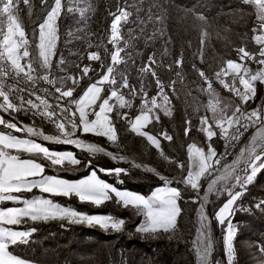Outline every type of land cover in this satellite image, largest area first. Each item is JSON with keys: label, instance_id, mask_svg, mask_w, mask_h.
Listing matches in <instances>:
<instances>
[{"label": "snow or ice", "instance_id": "6c2138e0", "mask_svg": "<svg viewBox=\"0 0 264 264\" xmlns=\"http://www.w3.org/2000/svg\"><path fill=\"white\" fill-rule=\"evenodd\" d=\"M21 3L26 6L28 15L31 16L34 6L32 0H0V113L11 116L21 111L31 112L53 124L57 134L48 135L39 128L13 122L11 119L6 120L4 115H0V126L4 129L0 130V205L4 202H12L16 205L13 207L0 206V264H29L14 255L9 248L18 242L27 243L28 238L36 229L17 230L13 226L48 220L98 225L105 230L114 231H120L124 226L122 218L118 219L111 215H89L61 205L51 198L56 196L65 198L75 196L79 201L95 206H100L115 198L117 203L123 207L130 206L143 215L144 222L137 227L138 232L156 234L160 231H174L181 212L178 204L181 191L171 186L172 180L160 176L159 178L164 181V186L156 188L150 196L145 197L142 194L118 189L101 179L96 170H92L89 175L78 180L49 175L45 172V164L39 162L40 160L47 161L51 167L59 166L61 170H71L70 168L64 169L65 163L73 166L78 165L80 160L71 151L62 152L50 149L35 138L54 144L75 145L78 149L89 153L103 151L95 144L85 143L74 137L79 131L103 136L115 143L118 139L112 118L115 110L119 118L128 122L132 132L146 138L165 160L177 163V167L184 170L185 165L182 162L171 161L161 149L160 138L171 142L173 137L166 130L157 135L145 130L154 121L159 122L160 112L166 116L172 115L171 98L166 88L175 95L176 81L171 80L165 85L156 69L163 66L171 71L173 65L179 68L183 64V53L172 63L166 65L162 59H157L155 52L151 53L147 60L138 67L139 87L130 84L128 74L120 70L119 66L127 65L131 60V54L126 50L129 41L135 37L131 36L132 30L129 29V40H125L122 27L129 22L132 13L128 10L127 0H124L123 4L118 0L116 11L109 10L112 19L106 35L100 38L101 43L96 45L91 43L90 38L94 34L85 33L84 36L78 37L89 39L88 49L96 48L95 51H87L86 58L99 63L98 78L93 80L88 77L90 72L95 71L91 65H77L80 68L78 75L69 73L65 76H53V59L56 57L59 40V21L62 16L69 14H79L81 20H86V13L94 11L91 0H84L83 7H81V0H40L43 18L33 29V37H38L34 51H30L33 46L30 44L29 36L19 17ZM240 3L249 5L254 10L256 19L250 30L252 33L250 39L257 46V51H249L242 43L239 48L235 49L238 59H227L211 77L206 75L204 70L193 65V69L206 85V87H199L198 91L205 93L209 98L204 107L211 115L205 114L199 117V130L205 133L208 150L205 152L204 147L197 146L195 143L188 145L189 163L186 174L179 182L198 194L201 180L213 177L207 185L205 195L203 197L197 195V199L200 200L199 229L198 243L194 250L199 264H212L211 220L205 211L208 195L215 193L217 197L227 196L214 216L221 226H226L224 236L226 264H233L236 255L233 243L236 226L230 218L238 207L237 201L245 194L247 187L253 183L258 173L264 171V104L257 105L251 111L244 107L249 101L255 100L257 82L264 84V0H240ZM187 11L192 13L195 21L200 22L194 27H199L200 51L198 55L203 62V49L209 38L208 30L204 25H207L208 21L202 13L194 9ZM147 13V21L154 20L161 27L153 29L152 33L145 38L146 43L157 36L166 35L164 26L166 10L163 13L154 14L149 8ZM140 23L144 24L145 21L142 20ZM77 31L83 32L82 29ZM68 35L71 36L72 33L69 32ZM247 39L249 37L245 33L242 40ZM165 43H171L170 36ZM109 44L112 45L111 50L108 48ZM101 48L104 52L103 57ZM164 52L165 54L168 52L166 47ZM122 53H124L123 56ZM248 62L257 64V69L253 71ZM63 65L64 58L61 56L57 60L56 67L63 72L65 71ZM148 75L152 77L157 88L156 94L151 97L148 95L149 85L144 79ZM176 75L181 77V72L177 71ZM85 77L92 82L81 90L78 97H74L73 94L79 87L80 80ZM9 79L13 83L9 84ZM213 81L218 82L223 89L231 93L232 98L225 102L213 87ZM41 82L50 85L51 90L38 88ZM22 84L26 87H21ZM50 96L54 97L55 104L49 102L48 97ZM137 97L140 99L138 114L130 117L127 112L120 111L126 108L131 109ZM237 100L238 103L234 102ZM250 128L255 129V132L250 137L249 143L241 149L236 159L221 171L217 166L227 154V149L238 142ZM190 131L191 120H186L185 135L187 136ZM218 133L225 140L226 148L225 154L219 156L212 147V138ZM113 159L124 158L113 157ZM149 170L155 171L154 169ZM99 171L116 176L121 173L126 174V170L121 168L100 169ZM34 189L39 190L42 195L32 198L22 195L32 193ZM255 207L264 209V200L259 201ZM258 248L264 253V245H259Z\"/></svg>", "mask_w": 264, "mask_h": 264}, {"label": "trees", "instance_id": "16d2710c", "mask_svg": "<svg viewBox=\"0 0 264 264\" xmlns=\"http://www.w3.org/2000/svg\"><path fill=\"white\" fill-rule=\"evenodd\" d=\"M32 3L34 6L31 16L28 15V9L23 3L19 6V13L33 46L31 50L34 51L38 37H33L32 33L43 18V10L40 0H32ZM91 3L94 11L86 13V20H81L79 14L61 17L58 57L63 56L64 58L63 68L65 71L62 72L63 74L78 75L80 68L77 65H91L95 71L90 72L88 77L94 80L100 73L99 63L89 61L86 58V53L95 51L96 48L88 49L89 39L78 37L84 36L85 33L94 34L90 38L91 43L93 45L101 43L100 38L106 35V30L112 19L109 10L116 11L118 0H91ZM119 3L123 4L124 0H119ZM127 3L128 10L132 15L129 22L123 25L122 35L125 40H129V29H131V36L135 38L129 41L126 50L131 54V60L127 65L121 64L119 68L128 74L130 84L139 87L138 67L147 60L151 53L155 52L157 59H162L165 65L172 63L183 53V64L179 68L173 65L171 71L163 66L156 69L165 85L171 80L176 81V94L173 95L166 88L171 98L172 115L166 116L160 112L159 122L154 121L149 124L146 131L157 135L166 130L173 139L169 142L160 138L161 149L171 161L182 162L185 169L177 167V163L165 160L159 151L148 143L146 138L132 132L128 122L119 118L115 110L112 113L118 136L115 143L109 142L105 137L79 131L75 137L93 140L109 150L127 154L133 160L149 164L165 175L183 177L189 163L188 145L195 143L200 147H205L208 143L205 133L199 130L201 113L197 110L195 100L188 90L189 87H194L202 82L193 69V65L195 64L197 68L204 70L206 75L211 77L223 65L224 61L238 59L235 49L239 48L242 43L247 46L249 51L256 52L257 46L250 39L252 35L250 30L256 19L255 13L251 6L242 5L240 0H127ZM83 6L84 0H81V7ZM149 8L154 14L163 13L166 10L164 25L166 35L164 37L157 36L146 43L145 38L152 33L153 29L161 27L154 20L147 21ZM189 9L202 13L208 21L207 25H204L208 30L209 38L203 49V62L198 55L200 51L199 27H194L200 22L194 20L192 13L187 11ZM142 20L145 21L144 24L140 23ZM78 29H82L83 32L77 31ZM69 32L72 33L71 36L68 35ZM245 33L248 34L249 39L242 40ZM169 36L171 43L166 44L165 41ZM165 47L168 49L166 54ZM108 48L111 50L112 45L109 44ZM100 51L103 57V48ZM123 55L124 53H122ZM177 71L181 72V77H177ZM88 77L80 80L79 87L73 94L74 97L78 96L81 90L92 82ZM144 79L145 83L149 85L148 95L156 93L157 88L152 77L148 75ZM9 80L13 82L11 79ZM47 86L51 88L50 85ZM256 87V98L249 101V106L264 104V84L257 82ZM139 105L140 99L137 97L131 109L126 108L120 111L127 112L132 117L138 114ZM13 115L21 121L43 129L48 134H57L54 125L39 115L23 111ZM5 118L11 117L5 115ZM186 120H191V131L187 136L185 135ZM248 134L247 131L240 140H243ZM39 141L56 151H71L80 160L78 165L63 166L64 169L70 168L71 170H61L59 166L51 167L47 161L40 160L45 164L46 174L75 180L96 170L101 178L116 187L132 190L145 196L150 195L155 188L164 185V181L158 176L132 168L131 163L115 161L104 154L89 153L65 144H54L41 139ZM212 146L216 149L218 156L225 154V140L220 137L219 133L212 138ZM237 148L238 143L235 142L233 147L227 149V154L217 166L219 169L234 157ZM115 168L125 169L126 174L121 173L116 176L99 171L100 169ZM211 178L206 177L201 180V191L204 190ZM171 185L181 191L179 200L181 212L178 216L177 227L172 232L160 231L156 234L138 232L136 229L143 221V215L130 206L123 207L117 203L115 198L100 206H95L91 203L81 202L75 196L71 198L56 196L51 198L78 211L122 218L125 221L124 226L122 230L114 231L112 229L105 230L98 225L71 224L64 220L27 222L13 227L20 230L35 228L36 231L28 238L27 243L18 242L16 245L10 246L9 250L14 255L36 264H199L194 250L197 232V194L190 187H185L178 181L173 180ZM22 195L29 197L42 194L35 189L32 193H23ZM43 195L47 196V194ZM226 199V195L217 197L215 193H212L208 203V209L214 218L216 228V251L213 256V264H217L220 258L225 257L224 230L215 219L214 214ZM261 200H264V171L258 173L253 183L247 187L245 194L237 201L238 207L232 216V222L236 226L233 241L236 250L234 264H264V253L260 252L258 248L259 245H264V209L255 207Z\"/></svg>", "mask_w": 264, "mask_h": 264}, {"label": "rangeland", "instance_id": "374dc122", "mask_svg": "<svg viewBox=\"0 0 264 264\" xmlns=\"http://www.w3.org/2000/svg\"><path fill=\"white\" fill-rule=\"evenodd\" d=\"M19 17H20V20H21V22H22V25H23V27H24V23H23V20H22V18H21V16H20V13H19ZM24 30H25V27H24ZM25 32H26V30H25ZM27 33V32H26ZM28 34V33H27ZM28 36H29V34H28ZM30 40V39H29ZM59 41V40H58ZM37 43H38V41H37ZM36 43V44H37ZM30 44L32 45V43H31V41H30ZM30 51H33V50H31V48H30ZM59 59V57H58V42H57V47H56V57L53 59V68H52V75L53 76H57V77H59V76H65V75H67V74H63L57 67H56V64H57V60ZM249 63V66L253 69V71H255L256 69H257V67H258V65L257 64H255V63H252V62H248ZM8 83L9 84H11V83H13V82H11L10 80H8ZM41 83H43V82H41ZM40 83V84H41ZM44 84V83H43ZM201 86H203V87H206V85H204L203 84V82H200V83H198L197 85H195L194 87H189L188 88V90H189V92L191 93V96H192V98L195 100V103H196V105H197V109H198V111L201 113V116H203V115H205V114H207V115H211V113L210 112H206V109H205V105L207 104V102H208V96L205 94V93H203V92H201V91H198V88L199 87H201ZM21 87H26V86H23V85H21ZM213 87L217 90V92H219V94H220V96L225 100V102H227V100H229V99H231L232 98V94L231 93H229L228 91H226L225 89H223V87L218 83V82H215V81H213ZM196 91H197V93H196ZM156 93H154V94H152V95H149V97H151V96H153V95H155ZM52 101V100H51ZM253 101V100H252ZM159 102V101H158ZM234 102H236V103H238L239 101L237 100V101H234ZM248 104H249V102H248ZM245 105L244 107L248 110V111H251L252 109H255L257 106L256 105H253V106H249V105ZM251 130L250 131H248V133L250 134L251 132H253L255 129H253V128H250ZM152 134V133H151ZM248 134V135H249ZM154 135V134H153ZM247 137V136H246ZM245 137V138H246ZM74 138H81V137H74ZM244 138V139H245ZM83 139V138H82ZM85 140H87V139H85ZM89 141H93V140H89ZM243 140H239L238 142H236V143H238V146L241 144V142H242ZM95 142V141H94ZM96 143H98V142H96ZM99 145H101L100 143H98ZM101 146H103V145H101ZM104 147V146H103ZM104 148H106V147H104ZM107 149V148H106ZM238 149V148H237ZM109 150V149H108ZM109 151H112V150H109ZM112 152H114V151H112ZM115 153H118V154H124V153H120V152H115ZM125 155H127V154H125ZM233 159V158H232ZM231 159V160H232ZM115 161H120V160H117V159H114ZM230 160V161H231ZM229 161V162H230ZM120 162H126V161H123V160H121ZM137 162H139V161H137ZM228 162V163H229ZM126 163H131V162H126ZM227 164V163H226ZM225 164V165H226ZM149 165V164H148ZM224 165V166H225ZM65 166H67V164H65ZM223 166V167H224ZM131 167L132 168H135V169H137V170H139V171H143L144 172V170H141V169H139L136 165H134L133 163H131ZM222 167V168H223ZM221 168V169H222ZM156 169V168H155ZM220 169V170H221ZM156 170H158V169H156ZM146 171V170H145ZM217 174V173H216ZM175 176H177V175H175ZM178 177V176H177ZM179 179H181L182 177H178ZM176 181V180H175ZM164 185H162V187H163ZM172 187H174L173 185H171ZM218 187H219V185H218ZM126 190V189H125ZM128 190V189H127ZM205 190V189H204ZM204 190L203 191H201L200 189H199V194L200 193H203L204 192ZM129 191V190H128ZM132 191V190H131ZM195 191V190H194ZM133 192V191H132ZM135 192V191H134ZM135 193H138V192H135ZM138 194H141V193H138ZM152 194V193H151ZM150 194V195H151ZM143 195V194H142ZM150 195H148V196H150ZM211 195H212V193H211ZM145 196V195H144ZM148 196H145V197H148ZM211 197V196H210ZM209 201H210V199H209ZM199 203H200V200H198V207H197V210H196V220H197V232H196V246H197V234H198V208H199ZM178 204H179V201H178ZM179 207H180V204H179ZM181 209V208H180ZM208 213H209V215H208V217H209V219L211 220V225H210V231H211V234H212V236H213V239H214V241H216V228H215V226H214V218L212 217V215H210V212H209V209H208ZM115 218H117V217H115ZM118 219H120V218H118ZM231 219V221H232V217L230 218ZM177 220H178V218H177ZM125 222V221H124ZM144 222V218H143V221L141 222V224ZM233 223V222H232ZM227 224V221L225 222V225ZM222 228H223V230H224V236H225V234H226V226H222ZM218 262H219V264H226V251H225V257L224 258H220L219 260H218ZM233 264H234V262H233Z\"/></svg>", "mask_w": 264, "mask_h": 264}, {"label": "bare ground", "instance_id": "6f19581e", "mask_svg": "<svg viewBox=\"0 0 264 264\" xmlns=\"http://www.w3.org/2000/svg\"><path fill=\"white\" fill-rule=\"evenodd\" d=\"M23 125L34 126V125H32V124H30V123H26V122H25V123L23 122ZM34 127L39 128V127H37V126H34ZM39 129H41V128H39ZM41 130L43 131V129H41ZM43 132H44V131H43ZM254 132H255V130H254L253 132H251V133H250L245 139H243V141L241 142V144L238 146V149H237V151H236V153H235L233 159H232L229 163H227L226 165L231 164V163L236 159V157H237L238 154L240 153L241 149H242L246 144L249 143L250 137L253 135ZM44 133H45V134H48V133H46V132H44ZM48 135H52V134H48ZM74 139H75V138H74ZM79 139L83 140L85 143H92V144H95V145H97L98 147H100V148L103 149V151H100V152H97V153H106V154H108V155L111 156V157H123L124 159H118V160H123V161H126V162H128V161L131 160V157H129V156L125 155V154H118V153H115V152L109 151L108 149L104 148L103 146L99 145L98 143H96V142H94V141H89V140H85V139H82V138H79ZM74 146H75V145H74ZM131 163H133L134 165H136V166H137L139 169H141V170L150 171L149 169H154V170H155L154 172H156V173H158L159 175L162 176V174H160V173H159L154 167H152L151 165H144V164H142V163H138L137 161H132ZM226 165H225V166H226ZM225 166H224V167H225ZM224 167H223V168H224ZM223 168L221 169V171H223ZM151 172H153V171H151ZM217 175H219V173H217ZM212 178H213V177H212ZM212 178H211V179H212ZM211 179H210V180H211ZM207 185H208V184H207ZM206 189H207V186H206L204 192L199 194V197H203V196L205 195ZM210 196H211V194L208 195V202H207L206 205H205V211H206V214H207V215H209V213H208V203H209ZM199 207H200V203H199ZM198 210H199V208H198ZM198 229H199V221H198ZM211 239H212V242H213V249H214V239H213L212 234H211ZM197 243H198V234H197ZM212 255H213V251H212V254H211V262H212Z\"/></svg>", "mask_w": 264, "mask_h": 264}, {"label": "crops", "instance_id": "0c3cea01", "mask_svg": "<svg viewBox=\"0 0 264 264\" xmlns=\"http://www.w3.org/2000/svg\"><path fill=\"white\" fill-rule=\"evenodd\" d=\"M91 83V82H90ZM88 85V84H87ZM24 86V85H23ZM81 94V93H80ZM79 94V95H80ZM103 94V93H102ZM78 95V96H79ZM78 96H76V97H78ZM50 102H52L53 104H55V102H53V101H51V100H49ZM73 111L75 110V107L73 106V109H72ZM0 115H4V118H5V115H8V114H4V113H0ZM9 117H11V118H5L6 120L7 119H11V120H13V122H19V118L17 117V116H15V115H8ZM90 118H92V117H90ZM21 121V120H20ZM24 122V121H23ZM25 123V122H24ZM0 130H4V129H2V126H0ZM146 130V129H145ZM16 135H21V136H23V135H25V134H23V133H15ZM85 134H90V135H94V134H92V133H85ZM153 134V133H152ZM97 136V135H96ZM103 137V136H102ZM106 138V137H105ZM35 139H38V142H40L39 141V138H35ZM107 139V138H106ZM42 140V139H41ZM109 141V140H108ZM109 142H111V141H109ZM51 143V142H50ZM111 143H113V142H111ZM198 146V145H197ZM213 147V146H212ZM214 148V147H213ZM204 149H205V152H207V146H205L204 147ZM215 149V148H214ZM216 150V149H215ZM64 151H68V150H64ZM63 152V151H62ZM216 153H217V151H216ZM95 154H98V153H95ZM99 154H102V153H99ZM130 157V156H129ZM136 161V160H135ZM40 162V161H39ZM140 163H142V162H140ZM65 164H67V163H65ZM142 164H144V163H142ZM68 165V164H67ZM90 174V173H89ZM88 174V175H89ZM50 175V174H49ZM97 175L99 176V174L97 173ZM61 177V176H60ZM100 177V176H99ZM63 178H65V177H63ZM83 178V177H82ZM101 178V177H100ZM66 179H68V178H66ZM81 179V178H80ZM101 179H103V178H101ZM69 180H71V179H69ZM75 180H78V179H75ZM103 180H105V179H103ZM106 181V180H105ZM106 182H108V181H106ZM109 183V182H108ZM111 184V183H110ZM113 185V184H112ZM115 186V185H114ZM116 187V186H115ZM159 187H162V186H159ZM118 188V187H117ZM158 188V187H157ZM118 189H121V188H118ZM156 189V188H155ZM35 190V189H34ZM121 190H125V189H121ZM127 190V189H126ZM128 191V190H127ZM129 191H131V190H129ZM132 192V191H131ZM134 192V191H133ZM34 196H37V195H34ZM33 196H29V197H27V198H32ZM62 205V204H61ZM0 206H3V207H13V206H16V205H14L12 202H4V204L3 205H0ZM65 206V205H64ZM68 207V206H67ZM70 208H72V207H70ZM78 211V210H77ZM81 212V211H80ZM83 213H86V212H83ZM87 214H89V213H87ZM89 215H103V214H89ZM17 230H20V229H17ZM20 258V257H19ZM22 259V258H21ZM24 260V259H23ZM25 261H27V260H25ZM27 262H29V264H36V263H33V262H30V261H27Z\"/></svg>", "mask_w": 264, "mask_h": 264}, {"label": "water", "instance_id": "95a60500", "mask_svg": "<svg viewBox=\"0 0 264 264\" xmlns=\"http://www.w3.org/2000/svg\"><path fill=\"white\" fill-rule=\"evenodd\" d=\"M19 123L20 124H23V121H20L19 120ZM65 145H68V146H73V147H75L74 145H70V144H65ZM102 154H104V155H106V156H108V157H110V158H112L113 159V157H111V156H109L108 154H106V153H102ZM127 156H129V155H127ZM114 160V159H113ZM118 160V159H117ZM121 161V160H120ZM132 161H135V160H133L132 158H131V160L130 161H128V162H132ZM138 163H140V162H138ZM144 165H148V164H144ZM160 174H162V176H164V177H166V178H168V179H170V180H176V181H180L181 179H179L177 176H168V175H165V174H163L161 171H159V170H157ZM144 172H148V173H153V174H155L156 176H158V177H160L161 175H157V173L156 172H151V171H145L144 170ZM210 181V180H209ZM209 181H208V183H209ZM207 183V184H208ZM207 184H206V186H207ZM206 186H205V188H206ZM204 188V189H205ZM196 194H197V192L196 191H194ZM197 195H199V193L197 194ZM210 212V211H209ZM211 215V214H210ZM215 251H216V241H214V249H213V255H212V264H213V256H214V253H215Z\"/></svg>", "mask_w": 264, "mask_h": 264}, {"label": "built area", "instance_id": "2783aa9c", "mask_svg": "<svg viewBox=\"0 0 264 264\" xmlns=\"http://www.w3.org/2000/svg\"><path fill=\"white\" fill-rule=\"evenodd\" d=\"M253 70V69H252ZM38 88H49L50 90H51V88L50 87H48L47 85H45V84H43V83H41V84H39L38 86H37ZM39 94H41L42 95V93H39ZM48 99L49 100H52L53 102H55V99H54V97H48ZM251 129H249L248 131H250ZM233 145L234 144H232L230 147H233Z\"/></svg>", "mask_w": 264, "mask_h": 264}]
</instances>
